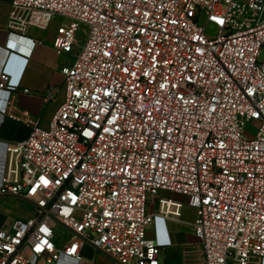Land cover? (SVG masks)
Here are the masks:
<instances>
[{"label":"built area","instance_id":"built-area-1","mask_svg":"<svg viewBox=\"0 0 264 264\" xmlns=\"http://www.w3.org/2000/svg\"><path fill=\"white\" fill-rule=\"evenodd\" d=\"M55 21L53 48L75 59L49 125L32 120L8 147L0 196L34 213L0 230V264L78 259L83 244L116 264H161L147 235L158 217L193 228L203 264L263 260L264 0L10 4L11 32ZM18 87L6 63L3 113ZM160 190L187 201L161 198L153 211ZM58 228L72 234L65 244Z\"/></svg>","mask_w":264,"mask_h":264},{"label":"crops","instance_id":"crops-1","mask_svg":"<svg viewBox=\"0 0 264 264\" xmlns=\"http://www.w3.org/2000/svg\"><path fill=\"white\" fill-rule=\"evenodd\" d=\"M12 0H0V72L7 63V70L14 82L19 84L13 92L8 113L0 109V185L5 182L8 147L26 138L31 130V121L38 120L44 126L49 125L54 113L65 100V76L62 68L70 65L74 54H57L52 46L57 22H53L47 30L32 28L27 34L11 32L9 28V12ZM29 92H25V90ZM51 93L49 102L45 97ZM0 94V102L3 101ZM161 198H171L186 202L184 195L160 190L150 195L149 208L156 211ZM8 212L15 218L27 219L33 216L34 206L26 199L15 196H0V230L12 224ZM170 221L156 218L150 227L152 235L161 246L160 261L168 263L172 257L175 264H203L200 243L194 234H190L184 245L175 244L172 239ZM69 240V239H68ZM68 240L59 244H65ZM170 249L169 252H167ZM166 252L165 258L161 256ZM39 264H47L41 260ZM52 264H116L111 258L97 250L91 244H83L78 259L63 257ZM251 264H264L254 260Z\"/></svg>","mask_w":264,"mask_h":264},{"label":"rangeland","instance_id":"rangeland-1","mask_svg":"<svg viewBox=\"0 0 264 264\" xmlns=\"http://www.w3.org/2000/svg\"><path fill=\"white\" fill-rule=\"evenodd\" d=\"M85 31L88 32V29L83 24L81 26L80 32L78 33V39L81 42H84V40L86 39ZM208 32L209 33H214V27L211 26V25L208 26ZM263 55H264V51H263ZM249 127H252V125H249ZM149 199H150V195L148 196V200ZM13 215H14L13 212L12 213L8 212L6 214V216L8 218L11 217L10 221H12V223L17 219ZM183 219L184 220H193V210L188 206L187 203H185L184 218ZM149 229H148V232H150V234L152 235L151 230H149ZM170 229H171L172 239L175 242V244L177 243V244H180V245H184L186 243V241L188 240L189 235L193 234V228L191 226L183 224V223H180V222H174V223L171 222L170 223ZM57 234H58V239L57 240L59 241V243L70 239L71 236H72V234L70 232H68V230H66L65 228H58L57 229ZM170 249H172V248H169V250L167 252H169ZM165 254H166V252H163V254L161 256L162 260L165 258ZM174 260H175V258L172 257L171 260H168V263H164L162 261L161 264H175V263H172V262H174Z\"/></svg>","mask_w":264,"mask_h":264}]
</instances>
